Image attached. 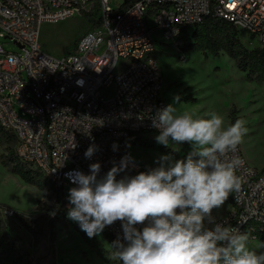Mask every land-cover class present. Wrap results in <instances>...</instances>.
Segmentation results:
<instances>
[{
	"label": "built area",
	"instance_id": "1",
	"mask_svg": "<svg viewBox=\"0 0 264 264\" xmlns=\"http://www.w3.org/2000/svg\"><path fill=\"white\" fill-rule=\"evenodd\" d=\"M94 6L100 24L83 33L71 52L44 51L45 22L83 15ZM209 16L264 45V0H0V38L21 49L8 52L0 42V127L15 136L17 160L63 189L76 186L67 174H89V165L100 163L102 177L125 156L130 167L117 179L147 171L130 151L159 134L150 117L167 106L155 35L180 48L184 30ZM90 145L97 151L89 159L84 153ZM230 155L243 161L236 173L241 188L230 194L228 213L215 221L248 233L249 242L260 241L264 168L247 160L243 142ZM104 230L113 240L123 237L120 221Z\"/></svg>",
	"mask_w": 264,
	"mask_h": 264
},
{
	"label": "clouds",
	"instance_id": "2",
	"mask_svg": "<svg viewBox=\"0 0 264 264\" xmlns=\"http://www.w3.org/2000/svg\"><path fill=\"white\" fill-rule=\"evenodd\" d=\"M174 103H180L178 95ZM208 115L169 104L150 117L157 143L191 146L186 159L162 155L157 167L120 179L130 167L128 156L102 177L100 163L90 164L89 174H67L76 185L68 191V219L89 238L120 221L123 237L112 242L111 258L122 264H264V251L249 247L248 233L213 217L241 188L236 173L243 161L230 154L247 132L245 122L225 127L222 116ZM96 151L90 145L84 155L90 159Z\"/></svg>",
	"mask_w": 264,
	"mask_h": 264
},
{
	"label": "rangeland",
	"instance_id": "3",
	"mask_svg": "<svg viewBox=\"0 0 264 264\" xmlns=\"http://www.w3.org/2000/svg\"><path fill=\"white\" fill-rule=\"evenodd\" d=\"M85 30L83 15L45 22L41 35L42 48L53 56L66 55L75 48ZM188 32L191 36L193 29ZM155 36L161 42L158 43V57L163 71L161 97L166 104H173L180 111L189 110L203 118H210L208 114L215 112L224 118L225 127L231 124L234 117L242 119L247 128L242 139L245 156L252 165L264 168V81L249 80L247 73L239 69L223 51L219 57L197 51L185 52L182 46L176 48L169 41L163 43L161 35ZM0 42L8 52L21 51L10 40L0 38ZM244 42L249 47L256 46L255 43ZM177 95L180 97L178 104L174 103ZM158 135H149L145 139L149 145H154L152 147L135 144L131 148V155L137 162L154 168L162 155L170 154L174 160L186 159L191 151L188 143L176 145L170 140L167 147L175 154L162 152L157 149L164 146L157 143L155 138ZM10 148L15 150V142H0V204L6 205L0 206V219L8 226L12 236L19 237L22 248L29 253L31 264H107L69 225L57 224L53 242H35L14 213L39 217L57 203L60 192L51 186L48 190H39L11 172L2 162L6 157L1 158L9 153ZM70 188L68 185L63 189L68 204ZM231 207L229 196L221 208L213 210L215 220L226 215ZM5 210L13 213L5 214ZM98 237L112 253L111 244L102 235ZM249 247L257 252L264 251V244L259 240L249 242Z\"/></svg>",
	"mask_w": 264,
	"mask_h": 264
},
{
	"label": "trees",
	"instance_id": "4",
	"mask_svg": "<svg viewBox=\"0 0 264 264\" xmlns=\"http://www.w3.org/2000/svg\"><path fill=\"white\" fill-rule=\"evenodd\" d=\"M97 15V6H94L90 12H84L85 32L100 24L99 19H96ZM191 29H193L191 36L188 32L190 29L184 30L181 36L185 52L197 51L219 57L223 51L235 61L239 69L247 73L249 80L264 81V45L247 46L244 40L251 43L252 38L248 37L246 32L238 30L231 22L215 16H209L204 22ZM236 120L237 118L234 117L231 124ZM2 141L14 143L15 136L0 127V142ZM136 144L149 145L145 139L139 140ZM149 146L154 145L150 144ZM157 149L175 154L169 147L158 146ZM3 157H6V159H2L3 164L11 172L21 177L24 182L35 185L39 190H48L51 186L60 192L57 203L39 217H31L20 212L14 213L15 218L31 233L36 243L53 242L55 228L58 223H62L65 226H72L107 264H122L118 259L111 258V250L105 247L104 242L98 236L89 238L77 222L68 219L69 208L66 207L63 188H57L55 183L46 179L41 173L18 161L13 148H10L9 153L2 155L1 158ZM0 206L6 205L0 204ZM100 235L112 245L114 240L105 230ZM260 241L264 244V239H260ZM0 264H31L29 253L22 248L19 237L12 236L8 231V226H5L1 219Z\"/></svg>",
	"mask_w": 264,
	"mask_h": 264
},
{
	"label": "crops",
	"instance_id": "5",
	"mask_svg": "<svg viewBox=\"0 0 264 264\" xmlns=\"http://www.w3.org/2000/svg\"><path fill=\"white\" fill-rule=\"evenodd\" d=\"M256 166V165H255ZM256 167H258V166H256ZM258 168H262V166H260V167H258Z\"/></svg>",
	"mask_w": 264,
	"mask_h": 264
}]
</instances>
